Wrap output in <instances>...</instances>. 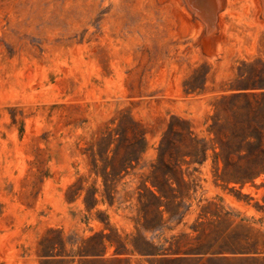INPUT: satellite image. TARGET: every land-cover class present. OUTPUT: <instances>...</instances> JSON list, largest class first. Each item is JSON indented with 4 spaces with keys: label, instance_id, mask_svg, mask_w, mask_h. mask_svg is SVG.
Returning a JSON list of instances; mask_svg holds the SVG:
<instances>
[{
    "label": "rangeland",
    "instance_id": "374dc122",
    "mask_svg": "<svg viewBox=\"0 0 264 264\" xmlns=\"http://www.w3.org/2000/svg\"><path fill=\"white\" fill-rule=\"evenodd\" d=\"M225 3L208 56L183 0H0V264H264L262 5Z\"/></svg>",
    "mask_w": 264,
    "mask_h": 264
},
{
    "label": "trees",
    "instance_id": "16d2710c",
    "mask_svg": "<svg viewBox=\"0 0 264 264\" xmlns=\"http://www.w3.org/2000/svg\"><path fill=\"white\" fill-rule=\"evenodd\" d=\"M264 87V86H263ZM226 98V97H224ZM177 121L179 122H185V120L177 117L176 118ZM177 124L173 123L171 126V131H175ZM181 140L183 141V143H188L190 145V149L187 150L183 155H182V159L186 160L187 157H190L191 161L195 162V161H199L200 163H203L206 161L207 156H208V142H206L204 139L198 138L197 136L194 135L193 131L191 130V127L188 126V129L185 133L181 134ZM212 149L214 151V155L215 158L217 160V162L219 161V158L222 157L223 155V150L221 149V151H217L216 150V146L215 144L212 145ZM167 150L164 147V139L161 143L160 146V155H159V160H162L165 155H166ZM241 154H239L240 156ZM262 172H257L255 173L252 177H256L259 176ZM159 194H157L154 190L150 189L151 194L159 199V205L158 208H160L161 206L165 205V209L169 212H171L168 209V194L165 191V189L162 186H159L158 184H153ZM138 251L140 253H142L143 255H149V256H155V257H160V260L162 261H170V262H194L196 264H200L202 262H209V261H228L230 260L227 257H219V256H215L214 254L218 253V252H212L213 255L206 257V254L209 253L211 251V249L207 250V251H198V252H193V251H189L186 250L184 252V255H180V251L181 250H175L172 252H169L167 250L165 251H161L160 248H156L155 250H140L138 248ZM242 260V259H240ZM244 260H248V259H244Z\"/></svg>",
    "mask_w": 264,
    "mask_h": 264
},
{
    "label": "water",
    "instance_id": "95a60500",
    "mask_svg": "<svg viewBox=\"0 0 264 264\" xmlns=\"http://www.w3.org/2000/svg\"><path fill=\"white\" fill-rule=\"evenodd\" d=\"M185 6L192 13L193 19L191 22H195V17H198L202 23L206 25L204 32L200 36L198 43L202 47V51L211 56L213 50L210 42V35L216 32V21L218 19V11H221L225 6V0H183ZM262 12L260 19H264V0H261ZM198 26V25H197Z\"/></svg>",
    "mask_w": 264,
    "mask_h": 264
}]
</instances>
